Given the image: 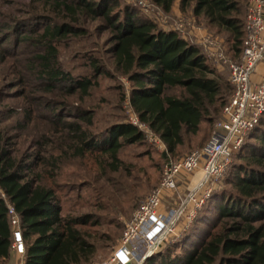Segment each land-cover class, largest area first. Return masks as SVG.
<instances>
[{
  "label": "trees",
  "instance_id": "1",
  "mask_svg": "<svg viewBox=\"0 0 264 264\" xmlns=\"http://www.w3.org/2000/svg\"><path fill=\"white\" fill-rule=\"evenodd\" d=\"M40 1L64 10L70 20H76V14L101 17L111 30L114 68L131 82L128 92L121 91L120 97L158 135L167 152L174 153L187 138L201 131L203 123L211 124L221 113L229 95L198 44L171 28L157 26L135 6L118 7V0ZM153 1L169 11L176 0ZM178 3L181 10L190 7L208 25L226 31L233 52H241L245 37L243 0ZM48 16L36 12L33 19H25L0 9V35L7 37L12 32L14 40L31 41L36 52L28 66L45 92L77 93L81 101L73 106L55 97H41L49 111L43 119L50 126L35 141L38 151L34 154L16 157L11 148L14 136L0 131V192L5 195V199L0 195V264H9L13 254L7 202L19 218L24 264L91 263L99 251L98 240L90 239L82 227L100 224L101 216L62 214L61 187L56 181L61 166L98 153L105 159V170L117 171L121 147L143 140V133L126 121L112 122L98 132L91 129L94 110L82 103L98 83L97 76L108 69L96 57L89 59V72L72 74L65 69L57 45L67 35L84 32V28ZM263 115L235 151V160L227 165L225 183L231 189L214 192L205 200L219 197L216 216L223 220L220 227L212 233L200 232L199 223L209 221L210 208L204 202L191 228L143 264H264ZM30 118V110L24 109L25 125Z\"/></svg>",
  "mask_w": 264,
  "mask_h": 264
},
{
  "label": "rangeland",
  "instance_id": "2",
  "mask_svg": "<svg viewBox=\"0 0 264 264\" xmlns=\"http://www.w3.org/2000/svg\"><path fill=\"white\" fill-rule=\"evenodd\" d=\"M118 1L120 5L118 7L124 4L135 6L142 14L153 19L157 26L171 28L189 41L198 44L206 55L208 63L215 68L223 80L227 95L231 94L230 62L234 61L240 53L233 52L226 31L208 25L201 16L195 15L190 7L181 10L178 0L173 3L169 11L163 10L153 0H142V4L139 0ZM243 4L242 18L246 12L248 0H243ZM0 9L5 13L11 12L25 19L28 17L33 19L36 12L42 13L49 15V19L68 20L84 28L82 33L67 35L57 47L61 65L72 74L89 72L91 57H96L108 69L107 73L97 76L98 83L91 88L89 95L82 103L85 108L94 110L91 129L98 132L112 122L126 121L129 123L133 110L127 100L121 99L120 92L127 93L131 82L114 68L109 40L111 30L104 24L101 17L93 18L76 14V20H70L68 13L64 10L40 0L32 2L30 0H0ZM207 37L212 39L211 44L206 42ZM13 38L14 33L12 32L7 37L0 35V113L2 115L7 113L6 117L0 116V131L8 136H14L11 140L13 143L11 148L14 155L20 157L38 151L35 141L40 133L45 132L46 127L50 126L49 122L43 119L49 112L43 103L44 100L41 99L43 95L65 100L73 106L79 105L81 99L77 93L65 95L56 90L45 92L28 66V60L36 52L34 46L26 38L15 40ZM24 109H29L31 112V118L26 125L23 121ZM220 117L221 113L214 118L216 120H213L211 124L203 123L201 131L194 137L187 138L174 153L159 148L143 134L141 143L124 144L121 147L118 153L120 167L117 171L105 170V159L98 153H91L84 160H71L61 166L56 181L61 187L59 195L63 208L62 214L92 213L101 216L100 224H89L82 227L87 231L90 239L98 240L99 245L96 257L88 264L100 262L111 255L120 242L125 222L130 219L144 198L159 184L162 165L170 160L176 161L204 144L213 130L214 123ZM263 121L264 115L260 125ZM18 124L24 125L19 127ZM236 150L230 154L231 162L235 160ZM43 154L45 155L42 153V156ZM226 172L227 167L220 178H212L208 183L201 185L196 195L201 196L204 189L208 188L211 191L207 198L214 192L230 190V185L225 183ZM201 179L202 174L198 170L179 176L175 188L164 196L163 208L173 209L180 206ZM218 198L210 202L206 201L207 203L206 199L204 200L210 208L209 221L206 225L199 223V230L212 233L220 227L223 220L219 219L218 215L216 216ZM204 205L191 218L182 215L176 224L175 233L168 237L163 246L172 243L190 229L195 217L201 214ZM188 208L190 206H187V211ZM110 237L114 239L112 242L109 240ZM18 260L19 258L12 254L9 264H15Z\"/></svg>",
  "mask_w": 264,
  "mask_h": 264
},
{
  "label": "built area",
  "instance_id": "3",
  "mask_svg": "<svg viewBox=\"0 0 264 264\" xmlns=\"http://www.w3.org/2000/svg\"><path fill=\"white\" fill-rule=\"evenodd\" d=\"M139 2L143 3L142 0ZM244 26L243 48L237 58L230 62L232 92L209 137L201 147L189 151L176 161L170 160L162 165L159 184L125 222L118 246L107 259L93 264H143L147 257L157 252L168 237L175 233L176 224L182 215H187L188 218L194 216L211 190L204 189L201 196L196 195V191L210 179L220 178L230 162L231 152L242 145L244 138L259 122L264 112V77L255 81L252 75L259 61L264 59V0H248ZM205 40L209 44L213 42L208 37ZM129 123L137 127L150 142L166 151L162 140L148 124L139 120L134 111L129 117ZM196 170L202 174L201 181L193 187L180 206L164 209L163 198L175 188L179 176ZM1 196L5 199L3 193ZM187 206H190L188 211ZM7 209L13 227L11 249L19 258L15 264H24V243L19 218L8 202Z\"/></svg>",
  "mask_w": 264,
  "mask_h": 264
},
{
  "label": "crops",
  "instance_id": "4",
  "mask_svg": "<svg viewBox=\"0 0 264 264\" xmlns=\"http://www.w3.org/2000/svg\"><path fill=\"white\" fill-rule=\"evenodd\" d=\"M264 77V59L257 64L256 71L252 75V79L257 81Z\"/></svg>",
  "mask_w": 264,
  "mask_h": 264
}]
</instances>
